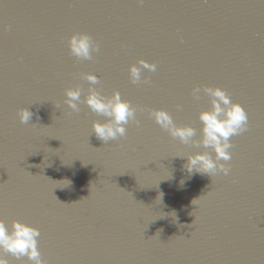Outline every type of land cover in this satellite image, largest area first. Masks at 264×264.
<instances>
[{"label": "water", "instance_id": "95a60500", "mask_svg": "<svg viewBox=\"0 0 264 264\" xmlns=\"http://www.w3.org/2000/svg\"><path fill=\"white\" fill-rule=\"evenodd\" d=\"M75 33L97 44L91 60L70 54ZM140 60L156 70L133 84ZM205 86L248 117L227 175L183 167L206 151L198 114L209 98L192 95ZM75 87L78 112L64 95ZM89 87L118 91L139 123L97 139L92 123L105 118L83 103ZM154 109L196 136L182 144ZM0 220L39 230L44 264H264V0H0Z\"/></svg>", "mask_w": 264, "mask_h": 264}, {"label": "clouds", "instance_id": "9594fccd", "mask_svg": "<svg viewBox=\"0 0 264 264\" xmlns=\"http://www.w3.org/2000/svg\"><path fill=\"white\" fill-rule=\"evenodd\" d=\"M67 47L70 54L78 60H91L92 53L99 50L92 38L84 33H75L69 36ZM141 69L154 72L156 65L143 60L138 61L137 64L129 65L128 74L131 83L136 84L141 81ZM81 76L90 84L99 83L97 76L91 73H82ZM145 82L147 81L145 80ZM201 90L208 96L210 108L200 111L198 114L200 138L197 143L206 151L188 156L183 167L189 175L206 174L211 177L217 173L227 175L229 167L222 161L226 162L231 159L230 138L246 130L248 117L244 109L234 103L223 89L207 86L203 89L194 87L192 89L194 99H199ZM64 95L67 107L73 112H78L81 90L78 87L67 88ZM83 103L92 112L105 118L103 122L94 121L92 123V133L104 143L124 137L126 125L130 121L139 123L136 117L137 109L130 102L122 99L118 91H114L110 96H105L95 88L89 87L83 98ZM32 115L33 113L28 109H21L19 112L20 122L29 123ZM149 115L161 129L167 131L170 136L178 138L182 144H188L197 134L196 129L189 125L177 126L165 110H150ZM181 183L183 184L184 181ZM39 236V230L27 223L13 221L11 226H8L3 220H0V264H9L3 253L10 254L18 260L25 257L30 264H44L37 247Z\"/></svg>", "mask_w": 264, "mask_h": 264}]
</instances>
